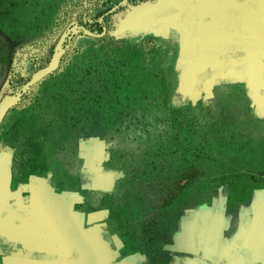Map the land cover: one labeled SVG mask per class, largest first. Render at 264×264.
<instances>
[{"label": "rangeland", "instance_id": "1", "mask_svg": "<svg viewBox=\"0 0 264 264\" xmlns=\"http://www.w3.org/2000/svg\"><path fill=\"white\" fill-rule=\"evenodd\" d=\"M95 1L0 0V67L30 76L2 93L0 151L63 190L60 151L92 143L96 168L104 147L112 211L148 253L172 242L174 264H218L224 249L264 264V0H113L100 34L89 23L108 6ZM197 204L215 215L200 220Z\"/></svg>", "mask_w": 264, "mask_h": 264}, {"label": "crops", "instance_id": "2", "mask_svg": "<svg viewBox=\"0 0 264 264\" xmlns=\"http://www.w3.org/2000/svg\"><path fill=\"white\" fill-rule=\"evenodd\" d=\"M7 84L0 67V100ZM260 104L264 117V98ZM92 146L87 151L79 145L75 153L64 148L57 155L56 163L70 176L63 190L62 182L51 176L20 173L14 151L7 147L0 151V160L11 158L0 165V264H174L167 261L172 242L156 248L152 241L151 255L138 232L114 215L117 170L104 147L103 155L97 156L100 167L94 168ZM195 209L194 215L204 222V215L207 219L215 215L203 204ZM190 210L189 205L182 208V219L190 216ZM253 215H264V210ZM196 251L197 259H205L204 250ZM219 252L218 264H236V250ZM211 261L217 264V258Z\"/></svg>", "mask_w": 264, "mask_h": 264}, {"label": "trees", "instance_id": "3", "mask_svg": "<svg viewBox=\"0 0 264 264\" xmlns=\"http://www.w3.org/2000/svg\"><path fill=\"white\" fill-rule=\"evenodd\" d=\"M129 4H135L136 0H127ZM100 3L99 1H95L94 3H91L90 5L92 6V8H95L96 6H98ZM115 4V2L113 0H106V1H103L100 6L96 7L97 9H100L104 6H108L107 9L103 10L102 12L98 13V15H94L92 18H91V22L89 23V29L93 32H96L98 34L102 33L103 31V27H104V24L103 22H100L99 21V18L106 12L109 10V8H111L113 5ZM104 21H105V18H104ZM88 24V23H87ZM11 44V41H9L8 39H5L4 43L1 44V47H2V51L6 52L5 48L7 47V45ZM53 46H51L49 48V57L51 58L52 57V54H53ZM8 52V51H7ZM49 58V59H50ZM47 64H43L41 66V68H44L46 67ZM29 79H30V76H21V75H11L10 78L8 79V91L6 90V95H16L15 92H17L18 90H21L23 85H26L28 82H29Z\"/></svg>", "mask_w": 264, "mask_h": 264}, {"label": "water", "instance_id": "4", "mask_svg": "<svg viewBox=\"0 0 264 264\" xmlns=\"http://www.w3.org/2000/svg\"><path fill=\"white\" fill-rule=\"evenodd\" d=\"M148 2V1H147ZM9 103H5L4 101L0 104V120L2 119L3 115L5 114Z\"/></svg>", "mask_w": 264, "mask_h": 264}]
</instances>
